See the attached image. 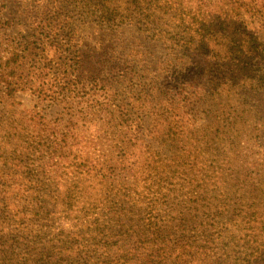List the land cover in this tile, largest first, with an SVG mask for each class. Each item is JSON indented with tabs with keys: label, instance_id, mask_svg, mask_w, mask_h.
Returning a JSON list of instances; mask_svg holds the SVG:
<instances>
[{
	"label": "trees",
	"instance_id": "1",
	"mask_svg": "<svg viewBox=\"0 0 264 264\" xmlns=\"http://www.w3.org/2000/svg\"><path fill=\"white\" fill-rule=\"evenodd\" d=\"M11 1L24 21V33L7 35L6 47H0V172H7L3 174L10 182L16 177L11 187L0 175V264H167V252L176 250L189 264H264V254L233 249L237 231L223 217L228 209L217 198L216 203L209 197L201 207L190 208L178 200L185 193L198 194L189 190L195 186L186 178L173 181L177 172L184 174V164H209L199 185L204 197L214 193L216 184L210 180L218 182L224 170L208 169L218 163L217 154L199 161L198 154L185 155L176 144L185 127L177 125L181 120L177 123V106L172 104L176 101L183 109L195 102L194 92L185 90L193 79L182 76L176 87H158L137 75L140 64L143 73L149 70L148 62L135 55L146 50H140L143 43L165 40L168 53L156 64L170 76L176 70L171 57L183 61L188 52L187 44L179 45L185 41L183 33L171 39L172 32L160 27L159 0ZM251 1L264 34V0ZM205 21H198L204 31L200 39H192L200 50L213 41ZM220 22L228 21L222 17ZM82 29L97 35L87 43ZM132 30L141 37L128 42L124 34ZM246 38L244 31H237L229 57L238 62L235 68L249 85V98L263 102L264 40L250 43ZM174 46L182 50L179 59ZM247 72L253 76L244 77ZM240 78L232 82L229 77L223 84L231 91ZM18 93L55 109L52 126L41 123L39 133L19 135L23 117L15 118L14 112ZM240 103L254 116L263 115L259 105ZM83 105L89 112L82 111V119L94 120L89 122L94 127L89 140L79 137L81 126L73 112ZM221 121L220 129H229ZM212 127H202L193 138L195 151L201 143L205 150L220 151L217 136L224 132ZM29 154L46 159L47 170L29 169L35 163ZM85 174L98 177L99 188L92 193L80 194L76 186L65 184Z\"/></svg>",
	"mask_w": 264,
	"mask_h": 264
},
{
	"label": "rangeland",
	"instance_id": "2",
	"mask_svg": "<svg viewBox=\"0 0 264 264\" xmlns=\"http://www.w3.org/2000/svg\"><path fill=\"white\" fill-rule=\"evenodd\" d=\"M11 2V0H0V47L2 48L6 47L5 38L7 35H14L17 32L24 33V21L19 20L21 17L14 12L17 8ZM251 2V0H159L161 8L156 15L161 24L160 27L172 32V35L168 36L171 39H177L175 37H179L183 33L185 41L179 42V45L184 46L187 44L189 47L188 52L182 56L183 61L178 62L175 57H171V61L176 64V70L172 72V76L167 75L156 64V61L164 59V55L168 53L164 50L165 40L155 43L151 41L148 44L143 43L140 50L145 48L146 50L135 55L141 56L139 59H143L144 63L148 62L149 67V70L143 73L140 64L137 75H143V80L147 78L148 81H155L158 87L168 84L176 87L178 86V79L181 80L182 76L187 77L189 80L193 79L191 88H185V90L189 93L194 92L195 98L193 97V99H195V102L193 104L189 103L183 109L181 104L177 105L176 101L172 104V107L177 106V123L181 120L177 125L185 127L184 134L181 136L182 141L176 144L179 148L186 150L185 155L198 154L199 161H202L203 158L211 160V156L217 154L218 163L211 165L208 169L224 170L222 172L223 176L218 182L214 179L210 180V183L216 184L214 193L211 192L204 197L202 196V187L199 188V185H202V169L209 164L205 161L203 162L205 165L197 163L193 167H185L184 164V174L180 171L177 172V176L173 181L178 180L177 183H181L182 178H186L189 184L195 186V188L190 186L189 190L196 191L198 194H189L183 191L186 196L178 200L183 201L186 208H190L196 204L201 207L203 205L202 201L208 202L206 199L209 197H213V203H216L215 199L217 198L220 205L224 204L228 209L223 217L230 219L233 228L237 231L235 238L231 240L232 245H235L233 249L239 251L253 250L264 254V100L256 103L252 98H249L251 92L249 91V85L243 83V78H240L242 75L240 76L235 68L238 62L229 57L235 51L237 31H244L247 35L246 39L250 43L254 42L253 39H256L257 42L264 40V34H262L260 26L257 24L260 13L256 12ZM261 3L262 0H260ZM17 12L19 13V11ZM214 17L216 19H213ZM222 17H225L228 22L221 24L220 18L222 19ZM202 18H206L207 31L211 32L209 40L213 41L207 48L203 47L200 50L198 48L199 44L194 47L192 43L198 37L200 39V35L204 32L202 28L198 27V21ZM10 19H13V21L7 22L10 26L5 25V21H10ZM168 25L172 26L169 30ZM81 32L85 33L83 39L87 43L97 35L90 29H82ZM104 33L108 34L107 31ZM100 34L102 35L103 32ZM205 34L207 35L206 32ZM124 37H127L126 40L131 42L133 37L139 38L141 34L136 30H132L127 31ZM192 39L194 40L192 41ZM173 48L178 57L177 59H179L181 48L179 46ZM229 48L231 51H226ZM198 50H200V53ZM230 67H233L235 72L232 73ZM253 73L247 72L243 76L249 77V74L253 76ZM229 77L232 82L235 78H240L239 82L235 83L236 88L231 89V91L223 84L226 83ZM237 97L240 100H237ZM15 100L18 103L14 110L15 118L23 117L21 127L18 129L19 135L39 133L41 123L52 126V122L56 117L55 109L47 107L45 109L26 93H18ZM241 101L251 103L252 107L259 105L263 115L254 116L253 113L249 112L246 105L240 103ZM82 111L89 112V109L85 105L82 106V109L80 107L73 108L78 126H81L78 135L83 140H89L94 135V127L89 122L94 120L90 121V117L83 120L84 115L80 116L83 113ZM32 117L34 119H31ZM221 120H225L226 126L229 127L226 131L220 129V126L223 125ZM232 121L234 122L233 128H231ZM202 127L203 129L212 127L224 132V134L217 136L222 140L219 153L205 150L202 143L198 146L199 150H194L197 143L193 138L202 133ZM231 141L235 142L232 147L229 144ZM223 145H227V147ZM78 147L89 149L85 144ZM164 151L166 155H169L166 148H164ZM28 156L30 157L29 160H35L34 164H31L25 157L20 159L22 162L30 163L29 169L35 172H40L42 169L47 170L46 159L38 161L37 158L40 155L29 154ZM228 160L230 161L227 162ZM184 163H188V161H184ZM48 165H51V163L49 162ZM51 167L53 170L58 169L54 166ZM3 173L7 172H0V175H3L1 180L11 187H15L13 179L16 177H12L11 181L13 182H10V177H5ZM70 179L65 184L68 186L71 183L76 186L80 194L90 191L92 193L93 188H99L97 186L98 177L93 175L85 174L76 179L73 177ZM16 184L18 183L16 182ZM208 187V189L214 188L212 185ZM54 241L56 242H53V244H57V238ZM52 250L55 254L57 253L56 248H52ZM182 256L181 252L177 250L171 255L167 252L166 263L189 264L187 256L184 259H182Z\"/></svg>",
	"mask_w": 264,
	"mask_h": 264
}]
</instances>
